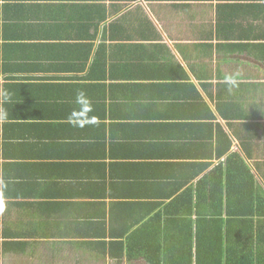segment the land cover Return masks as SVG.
I'll return each mask as SVG.
<instances>
[{
  "label": "crops",
  "instance_id": "1",
  "mask_svg": "<svg viewBox=\"0 0 264 264\" xmlns=\"http://www.w3.org/2000/svg\"><path fill=\"white\" fill-rule=\"evenodd\" d=\"M230 142L264 188V0H0V264H144L89 235Z\"/></svg>",
  "mask_w": 264,
  "mask_h": 264
},
{
  "label": "trees",
  "instance_id": "2",
  "mask_svg": "<svg viewBox=\"0 0 264 264\" xmlns=\"http://www.w3.org/2000/svg\"><path fill=\"white\" fill-rule=\"evenodd\" d=\"M257 109L253 106L246 113L253 120L245 126L254 134L262 129L258 117L263 113H252ZM219 110L222 116L225 109ZM47 144L56 145L50 140ZM230 147L231 142L219 156H226ZM203 166L208 173L197 180L195 195L190 188L174 192L168 203L136 194L137 185L144 184L148 191L152 187L142 178L134 181L131 196L136 200L121 204V211L110 210L107 235L106 229L97 232L96 227L89 235L98 241L94 249L116 263L126 259L144 264H264V188L239 152ZM93 213L94 221L104 216L102 207Z\"/></svg>",
  "mask_w": 264,
  "mask_h": 264
},
{
  "label": "clouds",
  "instance_id": "3",
  "mask_svg": "<svg viewBox=\"0 0 264 264\" xmlns=\"http://www.w3.org/2000/svg\"><path fill=\"white\" fill-rule=\"evenodd\" d=\"M82 96H83L82 93L78 94V96H77V102H80Z\"/></svg>",
  "mask_w": 264,
  "mask_h": 264
}]
</instances>
